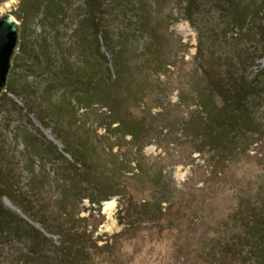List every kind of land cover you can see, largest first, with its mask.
<instances>
[{"label": "rangeland", "instance_id": "rangeland-1", "mask_svg": "<svg viewBox=\"0 0 264 264\" xmlns=\"http://www.w3.org/2000/svg\"><path fill=\"white\" fill-rule=\"evenodd\" d=\"M259 1L241 0L261 8ZM184 4L106 0L99 10L88 0H0V16L10 15L18 25L0 93V202L46 239L31 241L25 232L0 229V264H45L68 230L80 234L74 242L91 235L98 246L110 243L125 226L123 199L152 198L158 172L167 178L164 184L182 191L173 210L186 205L174 216L185 240L141 225L137 239L132 233L122 237L113 253L96 251L94 264H127L137 249L134 264H174L177 254H194L195 247L209 244L205 239L221 234L228 197L238 186L253 185L250 175L264 171V38L257 34L264 19L253 15L235 35L227 26L229 16L203 0L200 13L192 14L197 32L182 15ZM101 75L117 76L116 85L132 94L118 113L133 121L136 138L111 124L102 97H83ZM244 82L259 87L249 104L262 158L251 144L211 175L210 154L206 148L203 155L194 151L199 138L181 122L199 110L202 96L220 106L221 95L211 92V85L237 88ZM43 144L51 155L38 151ZM66 150L88 155L89 168L79 167ZM134 157L151 178L131 176L137 172ZM85 194L110 197L92 204Z\"/></svg>", "mask_w": 264, "mask_h": 264}, {"label": "trees", "instance_id": "trees-1", "mask_svg": "<svg viewBox=\"0 0 264 264\" xmlns=\"http://www.w3.org/2000/svg\"><path fill=\"white\" fill-rule=\"evenodd\" d=\"M221 1L223 2L221 3ZM105 2L106 0H88L90 6L95 7V9L98 8L99 10ZM250 2L243 5L241 0H212V8L221 10L223 17L226 15L229 16L231 21L227 26L231 27V31L235 30V32H231L232 34L238 35L244 29L247 19L254 20L253 15L256 17L257 14L263 15L262 18L264 19V0L259 1L261 8L256 7L255 4H249ZM221 4H223V7L220 9L219 6ZM202 7L203 0H185V4L181 9L184 19L193 25L192 14L193 12L195 14L200 13ZM256 9H259V11ZM247 10L250 16H247ZM96 27V21L94 23L92 22V28L96 29ZM195 29L198 32V28ZM250 29L251 26H249ZM257 34L263 40L264 23L259 27ZM200 44L201 42H198V46L201 48ZM262 58L264 59V55H262ZM90 82L93 85V80L88 78L87 84L89 86ZM97 82V86L89 87L85 90L86 93L83 94V97H102V102L104 100L108 104L105 106L107 111L113 116L111 124L116 123L117 127H125L123 135H130L131 139L136 138L134 136L136 129L135 131L133 130V121L128 123L124 115L118 113V110L122 107L123 100L132 98V94L130 93L131 96L127 95V87H118L119 84L118 86L116 85L117 76L113 78L108 76L107 78L101 75ZM245 83L239 85L237 88L227 87L223 83L221 87L211 85L208 87L209 90L211 92L218 91L221 95L222 101L220 106L211 102L210 97L205 96L203 98L202 96L199 110H193L189 118L181 122L183 128H191L194 135L199 138L196 141L199 144L195 143L198 146L194 151L203 155L206 148L205 152L210 154L208 159L210 164H208L209 166L211 165V175L216 173L215 169L219 164H221L222 168V165L230 163L236 155L245 154L251 144H255V156L258 157L260 155L259 148L260 144L262 145L261 133L254 128L255 125L249 104V99L252 95H259V87L252 85V83H248L244 87ZM203 112L206 114V118L202 116ZM138 127L141 128V125ZM213 127H215L216 132L213 130ZM253 133H257V137L253 138ZM239 136L243 138L241 141L238 138ZM38 151L44 156L52 154L51 147L45 144L40 145ZM65 153L69 154L79 167H82L84 170L89 168L88 155L84 156L81 151L76 153L75 150H66ZM123 158L124 156H122L121 160ZM260 158L262 156L258 157V159ZM133 161L137 164V167H135L137 172L131 176L151 178L149 177L151 175L146 172L144 173L141 168V162L135 160V157ZM250 176L253 177V185L238 186L235 192L231 193L233 196L229 195L230 197L228 199H231L232 202L228 200L225 203V213L221 215V234L216 232L209 239L206 237L207 239L205 240H208L209 244L202 245V247H195L194 254L190 250L185 251L181 255L177 254V257L174 259V264H264V171L254 173V176ZM153 180L155 183L154 186L157 189L154 191L155 194L152 198L144 197L137 202L123 199L120 212L122 216L121 220L125 219L124 221H126L123 222L125 226L119 233L112 236L110 243L98 246L97 242L91 239V235H86L85 238L87 239L84 238V240L83 237H79L78 242H74V239L80 234L73 233L67 229L68 231L65 232L66 234L62 238L61 245L56 248L54 257L51 261L49 260V262L43 263L94 264L93 258L96 251L113 253L122 237L131 235L130 233H132V238L137 239L136 234H138V230L143 228L141 225L147 226L148 229L156 228L161 234L171 233L179 242L183 239L185 240L187 235L182 234V230L179 227L182 224L180 222L175 223L176 219L174 216L178 209L180 210L183 206L185 209L186 205L181 203L180 208L178 207L177 210H173L177 206L176 204L179 203H176L177 195L182 194V191H179L175 186L164 184L167 178L162 173L158 172L152 178ZM2 196L0 194V199ZM120 196L122 199L123 196ZM83 197L88 198L92 204H98L100 201L108 200L110 196L92 197L89 194H85ZM185 203L188 204L189 202ZM0 229L3 232L6 230L25 232L27 236L30 234L31 241L35 238L38 240L41 239V243L46 241L37 230L26 228L20 219L3 207L1 202ZM81 236L85 235L81 234ZM140 240L145 241V238L140 237ZM87 241L89 244H87ZM137 251L139 253L140 249L135 250L131 255L128 254L127 264H134V254ZM112 256L115 258L114 255Z\"/></svg>", "mask_w": 264, "mask_h": 264}, {"label": "water", "instance_id": "water-1", "mask_svg": "<svg viewBox=\"0 0 264 264\" xmlns=\"http://www.w3.org/2000/svg\"><path fill=\"white\" fill-rule=\"evenodd\" d=\"M18 44V25L10 15L0 16V93L5 88L11 57Z\"/></svg>", "mask_w": 264, "mask_h": 264}]
</instances>
